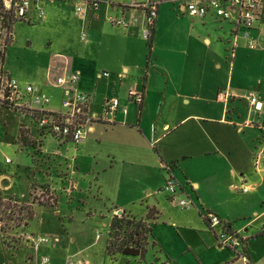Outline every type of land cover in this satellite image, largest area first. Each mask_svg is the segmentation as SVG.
Masks as SVG:
<instances>
[{"label": "crops", "instance_id": "crops-1", "mask_svg": "<svg viewBox=\"0 0 264 264\" xmlns=\"http://www.w3.org/2000/svg\"><path fill=\"white\" fill-rule=\"evenodd\" d=\"M31 1L25 18L0 34L5 38L0 81L15 79L22 93L19 106L0 108V114L16 117L14 142L20 152L32 150L29 158L36 167L30 172L20 161L0 155V206L9 195L16 196L15 203H29L33 215L21 226L33 229L24 232L23 246L0 238V248L21 254L20 264H41L43 257L46 264H93L90 250L104 235L97 231L101 237L96 233L91 243L83 242L76 227L98 220L107 228L109 264H120L121 256L139 259L137 264H264V6L250 31L258 45L250 49L242 38L234 46L233 21L212 10L193 17L183 10L188 0H135L139 6L133 0H95L98 9L81 14L77 7L86 0ZM147 3L157 5L148 39L143 34ZM112 17H122L128 27L115 26ZM17 25H39L50 33L53 45L42 56L46 65L39 79L21 81L6 67L21 31ZM0 28L4 30L1 17ZM29 48L33 50L32 44ZM106 70L108 78L101 75ZM53 71L57 79L80 74L76 86L90 95V114L99 116L110 98L118 99L126 114L119 110L115 122H93L79 144L43 133L36 121L38 109L64 112L67 85L51 81ZM26 86L34 90L28 93ZM134 88L142 95L140 103L129 95ZM225 92L229 97L223 101L219 95ZM250 93L259 97L261 112L251 106ZM41 95L50 101L25 105ZM60 162L65 169L58 173ZM171 162L176 163L177 198L189 196L195 204L190 209L178 208L163 190L168 177L164 166ZM36 174L45 175L44 188L38 190L46 192L43 203L31 197ZM23 186L28 191L19 192ZM245 186L251 188L243 192ZM63 193L69 200L64 210ZM206 212L217 214L245 244L237 250L220 246L222 228L213 230ZM115 217L150 228L143 258L107 254ZM28 235L49 240L39 245L36 256ZM147 254L152 255L150 263ZM0 264L15 263L2 254Z\"/></svg>", "mask_w": 264, "mask_h": 264}, {"label": "built area", "instance_id": "built-area-1", "mask_svg": "<svg viewBox=\"0 0 264 264\" xmlns=\"http://www.w3.org/2000/svg\"><path fill=\"white\" fill-rule=\"evenodd\" d=\"M1 7L5 14L23 19L27 13L32 9L31 0H0ZM100 3L95 0H86L81 6L77 7L78 13H84L86 9L97 10ZM134 6L140 4L133 0ZM264 6V0H188L183 10L188 12L193 17H205L209 11H214L217 17L225 20H231L236 26V32L233 39V44L236 46L238 39L245 40L246 45L250 49H255L258 45L256 39H253L250 35L254 24L260 17V12ZM157 5L155 3H147L146 5V28L143 31L144 38L148 39L151 34L154 20L157 14ZM41 13V12H40ZM42 14V13H41ZM111 23L117 27L126 28L128 23L122 17H112ZM102 76L108 78L110 74L108 72H102ZM80 79L78 72H71L66 77H60L56 80V84L65 87V96L62 100V108L64 112H47L38 109V115L36 121L41 131L47 135H51L58 140H69L75 144H79L87 138V134L92 131L93 122L105 121L115 122L116 114L123 112L126 114L127 108L121 107L118 99H108L102 109V113L97 115L90 114L88 105L91 101L90 95L82 93L77 89L76 84ZM0 108L19 106L17 102L21 100V88L19 83L15 79L5 77L0 81ZM34 90L32 86H26L25 91L30 93ZM130 97L137 103L142 100V95L136 88L132 89L129 93ZM229 97L228 93H222L219 95V99L226 101ZM50 98L47 95H41L35 98L32 102L25 104L26 106H32L34 104L40 105L41 103H48ZM249 101L255 111H262V103L255 93L249 94ZM6 162H10V159H6ZM261 164L259 160H256V167ZM164 169L168 173L166 184L163 188L164 191L171 194V201L180 208L190 209L195 204L189 196L177 198L179 182L175 177L173 170L169 164L164 166ZM250 186L242 188L243 192L250 189ZM1 211V210H0ZM205 219L208 221L209 226L214 230L215 227L220 226L222 230L217 234L218 242L220 246L237 250L240 246L245 244V238L239 234H233L227 231L226 224L220 219V217L213 212H206L204 214ZM1 219H0V232H1ZM260 234L264 235V227L261 228ZM97 238L101 237V234L97 232ZM27 239L32 243L34 255L36 256L39 245L46 244L49 240L45 237L28 235ZM41 264L48 262L47 257H43ZM70 260H68V263ZM37 264V262H35ZM72 264V263H69ZM79 264H85V262H79Z\"/></svg>", "mask_w": 264, "mask_h": 264}, {"label": "rangeland", "instance_id": "rangeland-1", "mask_svg": "<svg viewBox=\"0 0 264 264\" xmlns=\"http://www.w3.org/2000/svg\"><path fill=\"white\" fill-rule=\"evenodd\" d=\"M103 1H108V0H103ZM0 14L4 15V11L1 7L0 4ZM19 20V18L12 17L13 24ZM12 25V24H11ZM39 25H35L33 27H28L26 25H17L16 28H20L19 32H17V36L14 38V45L13 47L7 48L10 49L8 52V58L5 60V64L7 65L6 67L10 70V72H13V75L15 77H18L21 79V81L24 82H29L32 80H36L42 77L44 75V70H45V65L46 62H43L42 56L46 55L47 50L49 47L53 45V42L50 43L49 39V31L45 32L43 30L38 29ZM23 28V29H22ZM1 29V28H0ZM4 30H0V34L4 33L3 31H6L9 33L11 31V28L8 30L7 27H3ZM76 38V34L74 35ZM4 36L2 35L0 37V46L1 44L5 43ZM30 42V43H29ZM32 44L33 50H30L29 45ZM83 44V43H81ZM80 44V45H81ZM0 49H2L0 47ZM37 53V56H36ZM75 65H77V62H72ZM53 77L51 81H56L58 75L56 74V71H53ZM105 72H108L106 70ZM13 76V77H14ZM16 117H14L13 114H6V113H1L0 114V155L2 157L8 156L10 157L14 163L15 162H21L23 166L26 165L27 168H29V171L31 172L33 170L34 164L33 161L29 158V155L32 153V150L29 148L23 149L22 152L19 151V148L16 145V142H14L16 134L18 132V126L16 123ZM56 140V139H55ZM10 147H6V145H9ZM3 151H6L4 153ZM57 159V158H56ZM55 159V160H56ZM62 163V162H60ZM59 165V164H57ZM61 166L58 168V173L63 171L65 169L64 163L60 164ZM42 169L45 170V168L42 165ZM52 172V171H51ZM176 172V169H175ZM57 173V174H58ZM56 174V175H57ZM29 178L32 180V175L28 174ZM45 177V175H44ZM44 177L42 175L36 174L33 185V192L31 193L32 200L35 202H41L43 203V196H46V192L40 193L39 188L43 190V185L45 184L44 182ZM36 182V183H35ZM28 191V187L23 186L22 189L19 188V192L21 190H26ZM29 195V193L27 194ZM63 203L64 208L66 207V204L69 202L67 199V196L63 193ZM11 199H7L1 206H0V219H1V232H0V238H7L6 242L8 243V240L10 242L8 243L9 245H13L12 243L14 242L15 244H19L17 247L23 246L22 240L24 237V232H28L33 229V227H27L24 230V226L22 227L21 225L27 218V216L30 213V206H26L29 203H26L24 201H21L22 203H15L12 198H16L14 195H9ZM17 200V198H16ZM178 207V206H177ZM180 208V207H178ZM32 212V211H31ZM65 212H63L64 214ZM49 218V217H48ZM52 219H56L51 216ZM118 217V221H119ZM67 223V221L64 222V224ZM24 230V231H23ZM77 234L80 236L81 240L83 242L87 243L90 241V243L93 241L97 231H100L102 235V239L97 243L96 247L90 250L91 253V259L93 264H109L108 263V258L106 256V244H107V228L102 226V222L100 221H94V223L88 225V224H80L78 223L77 227ZM124 236V235H123ZM122 237V235L120 236ZM125 240H127V237H125ZM115 241V239H114ZM14 244V246H16ZM116 245L112 247V251H115L116 248L122 244V242L119 240L115 243ZM5 255L6 258L13 260L15 264H20L22 256L21 254H18L17 252H9L8 250L5 251L4 249L0 248V255ZM23 254V253H22ZM25 254V253H24ZM147 259L148 262L150 263L152 260V255L147 254ZM121 258L120 264H137L139 259H135L134 262H132L134 259H128L127 257H119ZM124 258V259H123ZM136 262V263H135Z\"/></svg>", "mask_w": 264, "mask_h": 264}, {"label": "trees", "instance_id": "trees-1", "mask_svg": "<svg viewBox=\"0 0 264 264\" xmlns=\"http://www.w3.org/2000/svg\"><path fill=\"white\" fill-rule=\"evenodd\" d=\"M2 20V26L7 27L9 30L11 28V24H13L12 16L10 14H0ZM152 39L151 37L148 40V47L151 48ZM173 169H176V163L171 162L169 164ZM174 173V172H173ZM33 212H31L27 216V218H31ZM150 232V228L142 223L136 222L134 220L126 219L124 217L118 218L115 217L114 221L110 225L109 230V246H107V254L112 256L115 252L121 253L122 255H128L131 257H140L143 258L145 254V246L147 244V235ZM122 235V237H120ZM124 235V236H123ZM127 237V240H125ZM115 239V241H114ZM121 241L120 244L115 251H112V247H114L117 241Z\"/></svg>", "mask_w": 264, "mask_h": 264}]
</instances>
